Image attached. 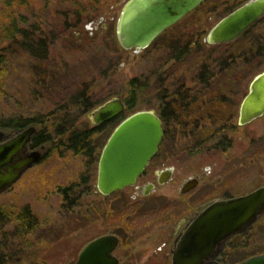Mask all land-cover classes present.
<instances>
[{"label":"rangeland","instance_id":"obj_1","mask_svg":"<svg viewBox=\"0 0 264 264\" xmlns=\"http://www.w3.org/2000/svg\"><path fill=\"white\" fill-rule=\"evenodd\" d=\"M126 1L112 0L96 5L93 0H15L13 7L0 4V67L4 79L0 84V119L38 114L50 117L53 110L87 87L95 105L77 116L76 127H93L88 113L112 97L121 96L125 100L131 90L127 81L134 76L146 83L138 90L137 110L159 113L156 70L168 71L175 86L202 87L203 111L218 107L206 100L217 99L221 95L219 92L232 95V101L236 102L232 110L236 118L250 81L264 71V16L245 36L230 45L208 44L209 30L226 15L227 8L221 4L224 0H207L161 34L147 49L124 52L116 44H119L116 25ZM12 18H16L18 26L26 31L28 41L32 34L35 40L42 39L48 44L46 60L34 56L31 49L20 45L18 40L4 36L3 27ZM187 42H191L187 52L179 59H172L176 54L174 49L181 50ZM257 46L263 48L259 54ZM205 67L211 76L199 82L198 76ZM0 129L15 135L6 128ZM227 134L232 144L225 152L208 150L207 144L185 149L184 139L172 145L170 138H166L160 155L168 156L154 163L160 168L175 167V180L165 191L176 196L183 179L193 174L201 176L197 192H205L207 200L223 197L226 193L231 196L245 194L264 185V115ZM105 143L106 138L101 140L92 174L84 182L79 181L82 173L88 176L86 160L68 151L59 154L52 150L42 162L27 170L11 189L0 194V207L18 210L29 205L40 222L30 236L31 249L28 251L21 248L22 242L14 236L4 237V232H11L14 224L0 223V254L11 251L12 264L27 260L37 264L76 262L92 235L103 230L100 223L92 230L88 218L92 203L95 206L104 199L97 191V172ZM78 182L80 185L74 190L72 202L65 201L61 188ZM110 199L112 206L119 205L114 203L119 196ZM192 205L188 209L190 214L194 213ZM246 234L248 238L245 236L237 243L248 242L250 246L232 250V263L264 253V217ZM152 237L155 243L157 238L152 235L150 239ZM153 243L142 241L139 245L152 246ZM136 261L160 264L152 254H143L141 260Z\"/></svg>","mask_w":264,"mask_h":264},{"label":"water","instance_id":"obj_2","mask_svg":"<svg viewBox=\"0 0 264 264\" xmlns=\"http://www.w3.org/2000/svg\"><path fill=\"white\" fill-rule=\"evenodd\" d=\"M205 1L127 0L117 19L119 45L135 52L148 48L162 33ZM263 16L264 0H247L209 30L206 42L212 45L231 43ZM125 108L123 97L115 96L92 109L88 116L94 125H100L119 117ZM263 115L264 71H261L249 83L240 104L238 123L244 125ZM35 131L36 127L32 125L7 138L6 132L0 129V194L43 159L41 150L28 148ZM163 138L164 124L154 110H138L123 118L101 151L98 190L110 195L135 184L158 152ZM190 183L193 187L197 182L193 179ZM263 216L264 185L239 196L210 202L178 238L172 252V264H210V259L219 253L228 238L249 230ZM117 242L113 235L98 237L80 250L74 264H118L112 252ZM235 264H264V253Z\"/></svg>","mask_w":264,"mask_h":264},{"label":"flooded vegetation","instance_id":"obj_3","mask_svg":"<svg viewBox=\"0 0 264 264\" xmlns=\"http://www.w3.org/2000/svg\"><path fill=\"white\" fill-rule=\"evenodd\" d=\"M259 21L254 23L253 26L257 25ZM187 43L189 44V42ZM203 77L205 78V76ZM203 77L199 75L198 81L205 82ZM155 78L158 79V92L156 95L161 109L159 113H156L164 124V138L161 145L166 138H170L172 145L184 139V142H187L185 149L192 150L195 147L207 144L209 146L208 150L225 152L232 144V139L228 136L227 131L236 130L239 126L249 124L240 125L238 123L239 113L235 118L232 110L236 108V102L232 101V95L219 92L221 93L220 97L215 99V102H210L212 106L218 105L217 108H212L217 111H210L212 109L203 111L205 100L202 97L204 93L202 87L195 88L183 84L175 86L171 74L166 70H156ZM212 99L209 98L206 102ZM220 110H223V113ZM215 112L221 113L217 114ZM235 120L237 121L236 124L233 123ZM32 125L36 127L35 133L38 132L35 124L29 126ZM23 129L25 128L21 130ZM21 130L11 133L16 134ZM35 133L28 143V148L30 150H41L43 159L40 162H42L46 155L48 156L47 153L51 152V146L49 149L48 144L34 147L31 141ZM12 136L7 134V138ZM160 148L151 158L149 165L138 177L135 184L115 191L110 195H105L97 189L104 199L95 206L93 202L89 209V226L92 230H95L96 224L100 223L103 230L93 234L87 243L104 235L117 237L118 242L112 252L118 259V264H140L136 263V260H141L143 254H152L153 257H157L160 264H172V252L177 246L178 238L190 226L197 213L214 200L235 197L226 193L223 197L207 200L205 192H197L201 186V176L199 174L184 178L181 186L177 189L176 196H172V193L171 195L168 194L165 187L175 180V167L164 166L160 168L158 164L157 166L154 165L155 162H159L160 159L164 160L168 156H161ZM193 179L197 183L192 187L190 181ZM70 191L66 197L63 195L67 202H72V195L75 192L74 190ZM111 196H119V199L114 202L119 205L115 207L111 205ZM188 196H191V198L189 199ZM191 205L194 207L193 214L188 213ZM249 230L228 238L219 253L210 259V264H235L230 260L232 250L249 248L250 243L248 242L246 244L237 243L238 240L247 235L246 233ZM152 235L157 238L155 243H153V237L150 239ZM142 241L153 243V245L140 246L139 244ZM253 255L256 254H252L245 259Z\"/></svg>","mask_w":264,"mask_h":264},{"label":"trees","instance_id":"obj_4","mask_svg":"<svg viewBox=\"0 0 264 264\" xmlns=\"http://www.w3.org/2000/svg\"><path fill=\"white\" fill-rule=\"evenodd\" d=\"M14 1L15 0H0V4H4L8 7H13ZM93 1L97 5L98 3L107 4L112 0ZM245 1L247 0H224V2H221V4L222 6H225L227 8L225 13L227 14ZM251 29L252 27H250L242 36H245ZM3 34L4 36L13 38V40H18L20 45L28 46V48L31 49L32 54L40 60L47 59L48 44L45 43V41L42 39L35 40V38L32 37V34L30 35L31 41L30 39L28 41L26 31L22 30L21 27L18 26L16 18L10 19L9 24L4 25ZM19 35H21L22 38H19ZM231 43H227L224 45H230ZM116 44L119 46L121 51H127L122 49V47L117 42ZM190 44L191 42H189V44L187 43L179 51L174 49L176 54L172 57V59H179L182 53L187 52V48ZM263 48L261 46H257L256 52L259 54V52ZM206 71L207 69L205 67V69L203 68L202 73L200 74V77L205 76V78L203 77L205 81L208 80L211 76V74L206 73ZM3 82L4 79L2 68L0 67V84H2ZM127 85L131 88V90L128 91L127 97L125 98L126 108L124 112L119 117L100 125L85 128L76 127L77 116L87 112L95 105V103H93L94 101L89 89L87 87H83L82 89L74 93L65 104H62L57 107L56 110H53L52 113H50V117H47V115L45 114H38L35 117H7L0 119V127L6 128L11 132H15L21 130L22 128H26L31 124L39 126L40 128L38 129V132H36L32 138V145L35 147L42 144H49L51 146V151L55 150L59 154H62L64 151H68L76 156H82L84 160H86V170L89 172L88 176H86L87 174L85 175V173H82L79 182H84L89 179L92 174L93 167L96 162V156L99 155L98 150L101 149V140H104L106 138L107 141L113 129L123 118L135 111H138V90L141 89V87H144L146 83H143L138 76H134L127 81ZM207 102H215V99H212L210 101L208 100ZM73 108L75 110H73ZM79 182L73 183L68 187L65 186L61 188L63 195L66 197L67 193L71 192L70 190H76L77 188H79ZM0 223L5 226L13 223L14 228L11 230V232L5 231L4 237L8 238L9 236H14L15 239L22 242V249L24 247L25 251L31 249V246L29 245L30 236L34 233V230L39 226L40 222L29 205H25L18 210H10L7 207H0ZM10 255L11 251L10 253L3 252L2 254H0V264H12L13 262H11L12 259H10ZM19 264L37 263L33 260H27L26 263Z\"/></svg>","mask_w":264,"mask_h":264}]
</instances>
